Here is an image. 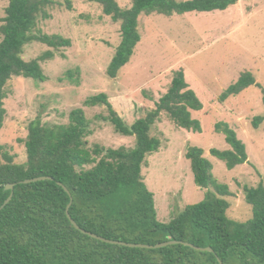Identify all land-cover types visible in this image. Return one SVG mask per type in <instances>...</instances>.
<instances>
[{"label": "trees", "instance_id": "16d2710c", "mask_svg": "<svg viewBox=\"0 0 264 264\" xmlns=\"http://www.w3.org/2000/svg\"><path fill=\"white\" fill-rule=\"evenodd\" d=\"M102 6L113 21L120 22L121 42L108 69L110 78L130 62L142 39L139 32L141 14L173 15L188 12L226 10L238 0H133L124 8L117 0H91ZM69 8L71 1L67 0ZM55 0H8L0 32V130L4 125L7 97L6 85L13 77L45 81L41 65L54 57L53 50L26 61L24 47L38 41L54 48L70 47L72 41L59 34L34 33L40 17H52L48 9ZM73 70L68 76L73 77ZM76 82V81H75ZM76 83H79L77 80ZM257 86H264L255 75L246 71L220 96L221 102ZM86 106L106 105V117L115 130L135 136L132 149L125 146L106 148L86 146L89 120L84 109L75 108L67 124H48L38 117L29 124L25 139L27 160L17 163L15 155L0 144V206L12 190L5 186L15 183L11 200L0 210V264H264V178L257 186H245L246 201L253 215L238 221L228 215L232 195L225 184H217L213 164L199 146H190L186 153L191 161L194 181L208 188L203 200L188 204L169 222L157 218L154 193L144 181L142 170L149 154L159 151L161 140L151 134L152 125L167 116L179 127L201 132L200 120L192 110H201L203 103L187 81L183 68L175 70L170 86L156 101L155 107L132 124L115 110L107 93L90 96ZM264 114L256 115L252 124L259 128ZM226 135L231 149L212 148L211 154L225 161L228 169L249 161L246 144L228 123H216ZM92 165L91 168H86ZM40 176L52 179L22 183ZM61 182L62 184H60ZM213 185L215 190L209 189ZM67 188V190L64 188ZM67 210L78 225L108 239L130 243L157 244L179 240L212 250H198L183 243L159 248H140L111 244L77 229L68 218Z\"/></svg>", "mask_w": 264, "mask_h": 264}, {"label": "rangeland", "instance_id": "374dc122", "mask_svg": "<svg viewBox=\"0 0 264 264\" xmlns=\"http://www.w3.org/2000/svg\"><path fill=\"white\" fill-rule=\"evenodd\" d=\"M55 1L48 9L52 17H40L33 32L62 35L72 41L71 46L54 48L38 41L27 44L23 53L26 61L54 51L53 58L41 62L47 79L13 77L6 85L0 144L16 156L15 161L27 160L25 139L32 121L40 117L51 125L67 124L75 108L84 109L89 120L85 137L88 148L97 144L134 148L136 137L115 130L106 119V105L86 106V99L107 93L115 110L130 125L155 107L167 92L174 71L183 68L203 103L201 110H192L202 131L179 127L164 113L152 125L151 134L161 140V148L147 156L142 175L154 193L157 218L169 222L188 204L203 200L208 190L194 181L191 161L186 156L190 146L205 150L213 164L215 183L229 187V217L238 221L252 218L245 186H257L264 178V122L259 128L252 124L256 115L264 114L263 94L253 85L224 102L219 96L246 71L264 86V0H238L226 10L209 12L141 14L142 39L115 79L110 78L107 69L121 42L120 22L107 16L95 1L70 0L72 8L67 0ZM117 1L124 8L132 7L133 0ZM7 5L8 0H0V25ZM76 69L79 72L69 77L68 71ZM220 121L228 122L246 144L249 161L234 169H228L225 161L210 152L212 148L231 149L226 135L216 129ZM209 189L215 187L210 185Z\"/></svg>", "mask_w": 264, "mask_h": 264}, {"label": "water", "instance_id": "95a60500", "mask_svg": "<svg viewBox=\"0 0 264 264\" xmlns=\"http://www.w3.org/2000/svg\"><path fill=\"white\" fill-rule=\"evenodd\" d=\"M45 179H52V177L50 176H40V177H35V178H31V179H25L22 180V183H30V182H34V181H38V180H45ZM60 184H62L61 182H59ZM15 183H9L5 186L6 190H12L11 194L9 195V197L5 200V202L0 206V210L3 209V207L11 200L12 196H13V189H14ZM64 188L67 190V188L64 186ZM68 191V190H67ZM67 214H68V218L70 219V221L72 222V224L77 228L82 230V232L96 238L99 240H102L104 242L107 243H111V244H118V245H125V246H129V247H140V248H159V247H163V246H167L169 244H175V243H183L185 245L194 247L198 250H212L211 247H200V246H196L190 242H185V241H179V240H171V241H165V242H160L157 243L155 245L153 244H144V243H130V242H125V241H121V240H114V239H108L105 238L103 236L97 235L96 233L87 231L85 229H82L78 223L72 218V216L70 215L69 211L67 210ZM220 264H224L223 261L220 259Z\"/></svg>", "mask_w": 264, "mask_h": 264}, {"label": "crops", "instance_id": "0c3cea01", "mask_svg": "<svg viewBox=\"0 0 264 264\" xmlns=\"http://www.w3.org/2000/svg\"><path fill=\"white\" fill-rule=\"evenodd\" d=\"M188 13H190V12H188Z\"/></svg>", "mask_w": 264, "mask_h": 264}]
</instances>
